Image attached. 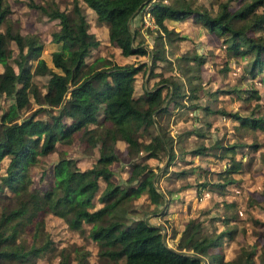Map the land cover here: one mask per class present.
I'll use <instances>...</instances> for the list:
<instances>
[{
    "label": "trees",
    "instance_id": "trees-1",
    "mask_svg": "<svg viewBox=\"0 0 264 264\" xmlns=\"http://www.w3.org/2000/svg\"><path fill=\"white\" fill-rule=\"evenodd\" d=\"M83 1L96 12L97 23L107 25L109 41L122 55L151 56L149 75L156 76V79L151 86L143 88L142 94L135 96L136 74L146 70L147 61L118 62L106 55L87 59L100 40L90 30L86 12L78 0H73L69 10L61 8L55 0L46 3L27 1L49 18L58 20V28L51 33L50 41L55 48L49 53L50 63L41 55L44 41L38 34L21 33L19 20L10 18L12 7L9 0H0V97L9 95L14 98L0 120V162L8 156L4 172L0 169V191L5 188L13 190L20 203L5 216L13 218L26 212L25 198L32 196L33 208L51 210L62 216L71 228L87 232L97 244L99 259L107 261L104 264H206L205 255L214 262L210 264H258L255 246L242 247L239 254L225 259L223 237H233L235 228L201 235V222L192 218L183 228L181 243L173 247L167 244L158 224L142 216L130 222L129 216L135 208L126 203L144 190L152 203L157 205L163 200L155 184L156 169L146 159L159 158L161 152L168 154L169 159L174 156L176 140L168 133L163 121L170 114L169 102L173 107L187 105V93L181 83L158 68L160 60H167L162 39L170 42L186 37L174 27H168L166 21L191 18L203 25L223 38L228 52L250 55L249 72L254 74L264 68V37L249 35L245 25L236 23L253 15L249 25L262 27L264 11L256 13L255 8L264 0H248L233 10L224 1L215 14L205 7L193 6L189 0ZM144 12H149L156 24L151 48L138 37L139 27H131L132 17ZM11 40L17 46L15 56L9 46ZM181 58L197 62L198 66L205 61L204 55L199 53H183ZM35 73L48 74L47 81L37 83L33 80ZM166 85L172 86L167 100L161 94ZM32 101L39 105L28 115L16 119L18 109L31 105ZM101 103L104 104L103 118L99 119ZM205 109L231 115L242 125L264 129V117L260 115L242 116L237 111H217L219 108L212 109L210 105ZM40 112L46 117H39ZM192 132L187 129L180 135ZM76 133L90 153L97 148L91 165L82 168L76 158L61 156L52 165V185L43 191L29 189L30 166L40 155L55 151L58 142L70 143ZM197 134L204 135L202 131ZM118 139L126 142L128 155L132 157L130 173L125 178L127 185L113 179L114 171L110 167L114 160L120 159L115 148ZM215 143L222 146L219 141ZM236 145L230 143L222 148L220 155H229V164L216 171L221 180L199 181L197 191L210 185L211 189L224 193L226 186L236 180L232 173L242 164L241 157L236 158L233 154ZM209 150L210 146L206 144L192 149L198 153ZM143 152L145 154L141 155ZM185 172L176 173L183 175ZM230 218L227 216L222 220ZM261 223L264 226V220ZM262 234L264 237V229ZM12 235L14 231L8 236ZM49 242L50 239H46L40 245L33 243L28 248L21 244L14 249L5 246L0 249V264L6 261L27 264L30 256L36 259L48 248ZM210 247L219 250L210 253ZM259 249L264 264V242ZM13 260L17 262L12 263ZM30 264H37V261Z\"/></svg>",
    "mask_w": 264,
    "mask_h": 264
},
{
    "label": "rangeland",
    "instance_id": "rangeland-1",
    "mask_svg": "<svg viewBox=\"0 0 264 264\" xmlns=\"http://www.w3.org/2000/svg\"><path fill=\"white\" fill-rule=\"evenodd\" d=\"M28 0H9L13 12L10 18L19 20L20 32L23 34L35 33L44 41L41 55L50 63V51L54 44L50 41L51 33L58 28V20L51 19L39 9L27 4ZM46 3L49 0H35ZM61 8L71 9L73 0H55ZM173 2L174 0H169ZM193 6L205 7L215 14L220 4L227 1L230 10H233L248 0H189ZM79 5L85 9L83 0H78ZM264 11V3L255 8L256 13ZM149 12L137 13L131 19V27L138 26V37L148 47L153 45L155 30ZM89 24H96L95 12H86ZM253 15L239 20L236 25H245L249 35L264 37V25L255 28L249 25ZM151 19V20H150ZM169 25L175 24L176 30L186 37L173 39L167 44L164 55L167 60L159 61V71L172 76L181 83L186 95V106L173 108L169 102L170 114L163 121L168 133L175 138L174 156L161 152L159 158L153 161L156 169L155 184L163 190V203L151 204L148 196L139 203L133 204L128 201L130 207L135 208L129 216L133 222L142 216L160 223L166 228L164 238L168 245L178 246L182 241V232L185 224L190 219L201 222L199 233L214 234L223 228H235L233 237L228 238L222 246V254L229 259L235 253L240 252L242 247L255 246L258 256L257 263L263 264L260 257V245L264 242L262 231L264 226V129L254 128L250 125L240 124V120L226 113L214 112L205 109L210 105L212 109L219 108L225 111H237L242 116L264 117V68L254 74L249 72L250 55H236L226 50V42L222 37L210 34L208 29L199 23L192 21H170ZM4 27L3 25L1 26ZM155 27V26H154ZM171 27V26H170ZM99 38L106 39L104 26L98 29ZM94 48L87 59L97 55H106L117 60L114 44L105 43ZM166 43V42H165ZM13 55L17 53L14 41L9 42ZM152 47V46H151ZM201 53L204 55V63L198 66L197 62L181 58V55ZM132 57V56H131ZM130 58L129 61L151 60V56L142 55L141 58ZM179 57V58H178ZM122 58H119V61ZM35 62V61H34ZM224 66L227 68L224 69ZM200 72V74H199ZM198 75V76H196ZM48 75L35 73L33 80L37 83H45ZM156 79V78H155ZM155 79L153 81H155ZM167 92V87L161 91L162 95ZM190 95V96H188ZM14 98L9 96L0 97V120L1 112L5 110ZM39 103L32 101L29 106H21L18 109L16 119L28 115ZM39 117H46L44 112ZM187 129H192L190 134L180 135ZM202 131L204 135L197 133ZM173 138V141H174ZM216 141L219 145L216 146ZM173 143V142H172ZM230 143H237L233 152L236 158L241 157V167L233 172L235 181L226 186L225 192L220 195L210 188V185L202 186L197 191L198 182H212L221 180L216 171L221 170L224 162L229 164V155L221 156L222 148ZM79 134L70 143H59L55 149L45 156L40 155L38 160L30 166L29 189L45 190L53 183L51 173L53 163L61 156H69L73 159L87 155V161H80L85 167L90 164V150L84 146ZM206 144L210 146L209 152L198 153L192 149ZM252 144H256L252 147ZM229 151L227 154H229ZM127 156V155H126ZM132 157L118 160L115 163L116 174L120 183L127 185L125 178L129 170ZM8 161V156L1 160L2 172ZM129 162V163H128ZM124 165V170L122 166ZM126 165V166H125ZM225 166V167H226ZM187 171L186 177L178 178L177 171ZM124 172V173H123ZM182 179V180H181ZM207 188V189H204ZM204 191L201 192V190ZM185 191V192H184ZM26 199V200H25ZM27 211L8 218L6 213L20 203L13 190L5 188L0 191V249L3 247L17 248L19 244L28 248L31 244L40 245L46 239H50L48 248L36 259L30 256L31 261L37 264H104L107 261L99 259L96 251L97 244L85 233L71 228L67 221L51 210L33 208L32 196L25 198ZM98 204V203H97ZM44 206V205H43ZM159 208H161L159 210ZM156 212H150V211ZM159 210V211H158ZM169 213H172L169 215ZM231 217L224 221V217ZM87 229V226H85ZM14 231V235L10 233ZM87 231V230H86ZM167 231V233H165ZM182 236V237H181ZM6 237V238H3ZM181 237V238H180ZM218 247H210V253H216ZM206 264L210 262L205 255ZM17 262L13 260L12 263ZM5 264H11L6 261ZM112 264V262H110Z\"/></svg>",
    "mask_w": 264,
    "mask_h": 264
},
{
    "label": "crops",
    "instance_id": "crops-1",
    "mask_svg": "<svg viewBox=\"0 0 264 264\" xmlns=\"http://www.w3.org/2000/svg\"><path fill=\"white\" fill-rule=\"evenodd\" d=\"M84 2V1H83ZM85 3V2H84ZM85 8H86V11L85 12H90V10L91 11H93V12H95L94 11V9H92L90 6H88L86 3H85ZM85 10V9H84ZM12 12H13V10H12ZM11 12V13H12ZM95 15H96V12H95ZM150 16L151 15H149V18H150ZM134 17V16H133ZM87 18V17H86ZM152 18V17H151ZM151 20V19H150ZM152 23H153V28H154V26H156V24L154 23V20H153V18H152ZM170 21H175V20H171V19H168L167 21H166V24H167V26L168 27H170V26H172V27H174L175 28V24L173 23L172 25H169V23H171ZM182 21H192L193 23H196V22H194L191 18H186V19H183V20H178V22H182ZM59 26V25H58ZM100 26H104V32H105V37H106V39L104 40V41H102L100 38H99V36H98V29H100ZM90 30H92L95 34H96V36L99 38V40H100V44L98 45V47H97V49H99V47L103 44L102 42H105V43H111L110 41H109V38H108V28H107V25H105V24H102V25H100V24H98V23H96V24H94V25H92V24H90ZM208 32L210 33V34H214V33H212L211 31H209L208 30ZM51 40V39H50ZM11 41H13V40H11ZM166 42V43H165ZM162 43H163V45L166 47L167 46V44H169V41L166 39V38H163L162 39ZM53 44V43H52ZM153 45H154V41H153V43H152ZM153 45H151L152 47H153ZM151 46H149V48H151ZM148 47V46H147ZM55 48V47H54ZM114 50L116 51V55H117V60L116 61H118V62H125V61H129L130 60V58H137L136 57V55H128V56H124V55H122L120 52H119V49H118V47L117 46H115L114 47ZM201 54V53H200ZM132 56V57H131ZM150 56V55H149ZM122 58V60H120L119 61V58ZM139 58H141V55L140 56H138ZM145 61H147V60H145ZM150 68H151V60L150 61H147V68H146V70L145 71H143V70H140L137 74H136V78H135V80H134V95L135 96H138V95H140V94H142L143 93V88H146V87H149V86H151L152 84H153V80L156 78V76H150L149 75V73H150ZM40 75H43V74H40ZM45 75V74H44ZM46 75H48V74H46ZM48 79V78H47ZM39 84H43V83H39ZM166 87H167V92H166V94L165 95H163V96H166L165 98V100H167L168 99V96H169V94H170V92H171V90H172V86L171 85H166ZM163 88H165V87H163ZM2 96H9V95H2ZM1 96V97H2ZM9 97H11V96H9ZM13 98V97H12ZM33 102H35V101H33ZM11 103V102H10ZM36 103V102H35ZM103 107H104V104L103 103H101L100 104V107H99V113H98V118L99 119H102L103 118ZM173 108H175V107H173ZM4 112V110L1 112V115H2V113ZM17 117V116H16ZM60 142H58L57 144H56V147H57V145L59 144ZM97 145H99V142H97ZM115 148H116V150H117V152H118V155H119V157L121 158V159H125V158H127V156H129L128 155V152H127V145H126V142L124 141V140H121V139H118L117 141H116V143H115ZM97 151V148H95V151H93L90 155H88V156H90V158L88 159V160H90L91 162H90V164L88 165V166H90L91 165V163L94 161V159H95V156H96V154L97 153H95ZM143 154H145V152H143V153H141V155H143ZM127 155V156H126ZM87 155H83V157H81L80 159L77 157L76 159H77V164L80 166V167H82V168H85V167H88V166H85V167H83L81 164H80V161H82V164H83V162H85V161H87V159L86 158H84V157H86ZM158 158H155V157H149V158H147L146 160H147V162H149L150 164H152L153 165V161L152 160H157ZM118 160H120V159H118ZM118 160H114L111 164H110V167L111 168H115L116 166H114L115 165V163H117L118 162ZM129 162H131V161H129ZM128 162V163H129ZM114 164V165H113ZM126 166V165H125ZM226 166V163L224 162V164H223V167H225ZM122 170H124V165L122 166V168H121ZM114 171V176H113V179L115 180V181H117V182H120L119 181V176L116 174V170H113ZM130 171V166H129V170L127 171V175L130 173L129 172ZM124 173V172H123ZM186 173H187V171L183 174V175H181V176H179L178 178H182L183 179V177H186ZM123 178H126L125 176H122ZM181 179V180H182ZM122 183V182H121ZM201 188H203V187H201ZM157 189L160 191V193L163 195V190L162 189H159L158 187H157ZM204 189H207V188H204ZM204 189H202L201 190V192L202 191H204ZM200 190V189H199ZM212 190H214V189H212ZM217 194H220V195H222L223 193L222 192H219V191H216V190H214ZM185 192V191H184ZM205 192V191H204ZM148 196V198H149V195H148V192L147 191H143L138 197H136V198H134V199H132V200H129V201H132L133 202V204H136V203H139L140 201H142L143 199H144V197H147ZM149 200H150V198H149ZM163 200H164V195H163ZM163 200H161L160 201V203H163ZM128 202V201H127ZM151 202V201H150ZM151 204H154V203H152L151 202ZM156 205V204H155ZM158 205V204H157ZM161 208H159V210H160ZM158 210V211H159ZM150 212H156V211H150ZM170 214H172V213H169V215ZM151 217L152 216H150L149 218H147V220L149 221V222H151V223H154V224H158L159 226H160V228H163V229H165L166 227L165 226H163L161 223H160V221H152V220H150L151 219ZM161 222H163V221H161ZM162 231V230H161ZM162 233L164 234V231H162ZM165 233H167V231H165ZM181 238V237H180ZM226 240H228L227 239V236H224L223 237V243H225L226 242ZM173 247H175V246H173ZM237 253H235L233 256H230V257H234L235 255H236Z\"/></svg>",
    "mask_w": 264,
    "mask_h": 264
},
{
    "label": "water",
    "instance_id": "water-1",
    "mask_svg": "<svg viewBox=\"0 0 264 264\" xmlns=\"http://www.w3.org/2000/svg\"><path fill=\"white\" fill-rule=\"evenodd\" d=\"M164 235V234H163Z\"/></svg>",
    "mask_w": 264,
    "mask_h": 264
}]
</instances>
